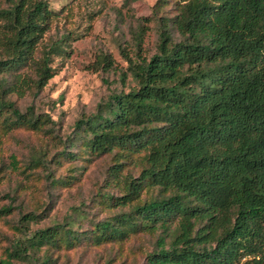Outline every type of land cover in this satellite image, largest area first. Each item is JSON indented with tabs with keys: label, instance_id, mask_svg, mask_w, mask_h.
<instances>
[{
	"label": "trees",
	"instance_id": "1",
	"mask_svg": "<svg viewBox=\"0 0 264 264\" xmlns=\"http://www.w3.org/2000/svg\"><path fill=\"white\" fill-rule=\"evenodd\" d=\"M162 2L157 52L126 56L135 87L76 121L74 151L9 164L31 178L45 173L57 190L78 180V162L85 171L111 156L108 191L98 196L121 211L85 232L54 225L24 234L0 264H56L57 252L85 243L121 249L143 235L158 236L144 264H264V0ZM57 19L47 0H0L1 179L5 138L52 132L48 116L18 100L42 93L57 74L54 56L67 54L66 36L44 43ZM93 66L110 72L114 62L101 53ZM12 213L0 207V220ZM44 218L21 210L20 228Z\"/></svg>",
	"mask_w": 264,
	"mask_h": 264
},
{
	"label": "rangeland",
	"instance_id": "2",
	"mask_svg": "<svg viewBox=\"0 0 264 264\" xmlns=\"http://www.w3.org/2000/svg\"><path fill=\"white\" fill-rule=\"evenodd\" d=\"M47 1L58 13V19L44 43L48 46L66 36L67 54L54 56L57 74L42 93L36 97L31 93L18 100L23 111L32 106L37 115L48 116L53 122L49 126L52 132L18 130L4 139L2 155L8 169L6 178H0V207L11 204L13 213L0 220V261L8 258L15 241L24 234L32 235L54 225L67 228L71 225L74 230L85 232L121 211L120 208L109 209V205L101 203L102 196H98L108 191L105 183L111 156L94 159L85 171L81 168L83 163L78 162V180L72 187L57 190L50 187L45 173L38 171L40 179L31 178L11 172L9 164L11 157H15L25 168L42 151H48L50 157L64 150L74 151L70 139H73L76 121L95 114L97 106L112 93H127L135 87L126 56L136 58L141 48L142 56L150 58L159 44V22L154 11L157 4H163L162 0ZM167 9L171 13L172 8ZM101 53L113 59L114 67L110 72L96 71L93 66ZM123 74H126L125 80ZM60 169L59 174L66 177L70 164L66 162ZM21 210L39 212L41 218H46L31 223L27 229L20 228ZM76 210L82 215L76 216ZM157 238V235H143L121 249L85 243L55 253L54 259L56 264H144L146 254L156 248ZM110 259H115V263H110ZM14 264L29 263L15 261Z\"/></svg>",
	"mask_w": 264,
	"mask_h": 264
}]
</instances>
